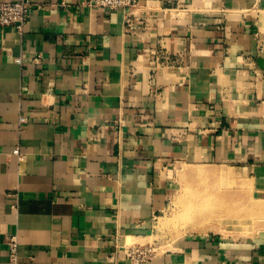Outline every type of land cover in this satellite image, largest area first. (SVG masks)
<instances>
[{"label": "crops", "instance_id": "1", "mask_svg": "<svg viewBox=\"0 0 264 264\" xmlns=\"http://www.w3.org/2000/svg\"><path fill=\"white\" fill-rule=\"evenodd\" d=\"M31 1L20 33L0 27V264L11 235L18 264H130L175 165L264 195V0ZM217 235L142 264H264V235Z\"/></svg>", "mask_w": 264, "mask_h": 264}, {"label": "rangeland", "instance_id": "2", "mask_svg": "<svg viewBox=\"0 0 264 264\" xmlns=\"http://www.w3.org/2000/svg\"><path fill=\"white\" fill-rule=\"evenodd\" d=\"M172 180L165 209L154 220L153 232L137 241L128 240L132 247H146L152 257L182 235L219 234L225 240L246 242L264 235V195L255 193L238 171L225 166L175 165ZM204 198L208 202L202 203L203 207L194 206L195 201ZM190 206H199L202 212L196 208L189 212ZM184 215L191 217V223ZM202 217L205 221L199 223ZM206 227L208 230L204 231Z\"/></svg>", "mask_w": 264, "mask_h": 264}, {"label": "built area", "instance_id": "3", "mask_svg": "<svg viewBox=\"0 0 264 264\" xmlns=\"http://www.w3.org/2000/svg\"><path fill=\"white\" fill-rule=\"evenodd\" d=\"M140 0H84V4L88 7L101 8L108 11L122 10L129 12L139 4ZM33 7L31 0L17 1H0V27H14L17 32H21L26 22L28 13ZM128 21V17H127ZM129 22L127 23L128 26ZM19 63L21 58L16 59ZM20 118V122H23ZM13 154H18L15 149ZM8 264H18V241L15 235H11L7 239ZM151 251L146 247H129L126 251V258L130 264H142L151 257Z\"/></svg>", "mask_w": 264, "mask_h": 264}, {"label": "bare ground", "instance_id": "4", "mask_svg": "<svg viewBox=\"0 0 264 264\" xmlns=\"http://www.w3.org/2000/svg\"><path fill=\"white\" fill-rule=\"evenodd\" d=\"M201 171H202V170H201ZM206 173H207V172H206ZM209 173H210V171H209ZM195 174H196L197 176H199V173H198L197 171H195ZM201 175H203V174L201 173ZM205 175L207 176V175H209V174H205ZM200 177H201V176H200ZM206 201H207V199H205V198H204V199H200V200H198V201L195 202V205H197V204H201V206H202V203H203V204H204V203L206 204ZM207 202H208V201H207ZM207 204H208V203H207ZM195 205H194V206H195ZM194 206H190V207H189V212H191L193 209L199 207V206H198V207H194ZM202 207H203V206H202ZM197 210H198V212H200V213L202 212V210L199 209V208H198ZM184 217L186 218V221H188V222L191 223V217H190V216L184 215ZM201 221H205L204 217L200 218L199 223H200ZM242 224H243V223H242ZM208 227H209V226H208ZM209 228H210V227H209ZM205 230H208L207 227L205 228Z\"/></svg>", "mask_w": 264, "mask_h": 264}]
</instances>
